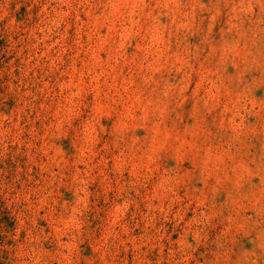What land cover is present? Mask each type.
<instances>
[{
	"label": "clouds",
	"instance_id": "clouds-1",
	"mask_svg": "<svg viewBox=\"0 0 264 264\" xmlns=\"http://www.w3.org/2000/svg\"><path fill=\"white\" fill-rule=\"evenodd\" d=\"M0 264H264V0H0Z\"/></svg>",
	"mask_w": 264,
	"mask_h": 264
}]
</instances>
